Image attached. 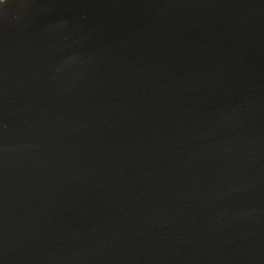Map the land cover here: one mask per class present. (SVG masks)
<instances>
[{
	"label": "water",
	"instance_id": "1",
	"mask_svg": "<svg viewBox=\"0 0 264 264\" xmlns=\"http://www.w3.org/2000/svg\"><path fill=\"white\" fill-rule=\"evenodd\" d=\"M0 264H264V0H0Z\"/></svg>",
	"mask_w": 264,
	"mask_h": 264
}]
</instances>
